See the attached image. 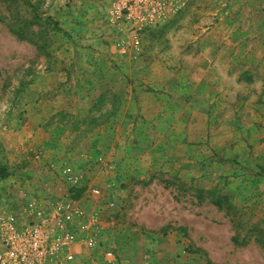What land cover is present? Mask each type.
Here are the masks:
<instances>
[{
	"label": "rangeland",
	"instance_id": "obj_1",
	"mask_svg": "<svg viewBox=\"0 0 264 264\" xmlns=\"http://www.w3.org/2000/svg\"><path fill=\"white\" fill-rule=\"evenodd\" d=\"M2 187L129 264H264V0H0Z\"/></svg>",
	"mask_w": 264,
	"mask_h": 264
},
{
	"label": "built area",
	"instance_id": "obj_2",
	"mask_svg": "<svg viewBox=\"0 0 264 264\" xmlns=\"http://www.w3.org/2000/svg\"><path fill=\"white\" fill-rule=\"evenodd\" d=\"M112 12L129 18L131 8L123 3ZM132 44L138 51L137 37ZM61 175L72 178L67 168ZM89 193L96 196L98 190ZM19 194L11 187L0 189V264H98L99 251L103 264H129L99 242L98 214L83 212L71 193Z\"/></svg>",
	"mask_w": 264,
	"mask_h": 264
},
{
	"label": "trees",
	"instance_id": "obj_3",
	"mask_svg": "<svg viewBox=\"0 0 264 264\" xmlns=\"http://www.w3.org/2000/svg\"><path fill=\"white\" fill-rule=\"evenodd\" d=\"M45 20H47V18H46ZM8 29H9L10 32H12L14 35H16L17 38H19V39H25V31H26L27 29H29V28H28V24H27V23H24V26H23V28H21V29L14 28V27H12V26H9ZM1 176H3V175H1ZM214 205H215L218 209H223V210H225L226 213H229V210L231 209V207H230L228 204H224V202H222V201H220V200H217L216 202H214ZM232 223L235 225V221H232ZM232 241H233V243L236 244V245L240 244V243L238 242L237 237H233V238H232Z\"/></svg>",
	"mask_w": 264,
	"mask_h": 264
},
{
	"label": "crops",
	"instance_id": "obj_4",
	"mask_svg": "<svg viewBox=\"0 0 264 264\" xmlns=\"http://www.w3.org/2000/svg\"><path fill=\"white\" fill-rule=\"evenodd\" d=\"M182 84H180L179 86H181ZM158 86V85H157ZM180 88V87H179ZM166 92H168V90L166 91ZM191 100H193V98H191V97H188V101H191ZM156 264H164V261H162V258H160L157 262H156Z\"/></svg>",
	"mask_w": 264,
	"mask_h": 264
}]
</instances>
